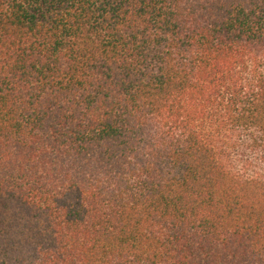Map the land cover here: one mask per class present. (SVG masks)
Instances as JSON below:
<instances>
[{"label": "trees", "instance_id": "trees-1", "mask_svg": "<svg viewBox=\"0 0 264 264\" xmlns=\"http://www.w3.org/2000/svg\"><path fill=\"white\" fill-rule=\"evenodd\" d=\"M0 264H264V0H0Z\"/></svg>", "mask_w": 264, "mask_h": 264}]
</instances>
